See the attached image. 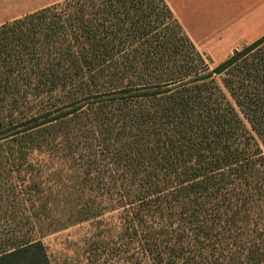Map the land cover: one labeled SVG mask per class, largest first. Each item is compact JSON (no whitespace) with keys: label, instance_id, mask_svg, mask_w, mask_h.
Masks as SVG:
<instances>
[{"label":"trees","instance_id":"16d2710c","mask_svg":"<svg viewBox=\"0 0 264 264\" xmlns=\"http://www.w3.org/2000/svg\"><path fill=\"white\" fill-rule=\"evenodd\" d=\"M211 64L164 0H66L0 26V84L19 103L64 90L97 99L23 131L40 153L82 162L83 197L182 210L190 235L146 249L151 264H264L263 239L236 235L264 197L251 193L264 186V36ZM0 247V264H51L39 239Z\"/></svg>","mask_w":264,"mask_h":264},{"label":"rangeland","instance_id":"374dc122","mask_svg":"<svg viewBox=\"0 0 264 264\" xmlns=\"http://www.w3.org/2000/svg\"><path fill=\"white\" fill-rule=\"evenodd\" d=\"M218 65L211 64V69ZM3 77L0 72V83ZM19 96L20 89L0 84V240L39 239L51 264H151L146 249L177 233L190 235L181 209L140 207L118 191L101 200L83 197L82 162H73L65 152L40 153L39 140L29 136L31 131L23 132L48 119L43 118L46 114L72 110V103L82 108L77 113L96 108L94 94L55 91L21 103ZM231 193L230 189L222 194ZM251 193L264 194V186L257 185ZM257 198L261 215L239 226L236 235L247 236L243 242L259 237L264 244V197ZM87 212L97 215L87 217ZM80 218L90 219L77 222ZM248 229L255 233L251 236ZM213 242L206 243L210 250Z\"/></svg>","mask_w":264,"mask_h":264},{"label":"crops","instance_id":"0c3cea01","mask_svg":"<svg viewBox=\"0 0 264 264\" xmlns=\"http://www.w3.org/2000/svg\"><path fill=\"white\" fill-rule=\"evenodd\" d=\"M66 0H0V26ZM195 48L221 64L264 36V0H164Z\"/></svg>","mask_w":264,"mask_h":264}]
</instances>
